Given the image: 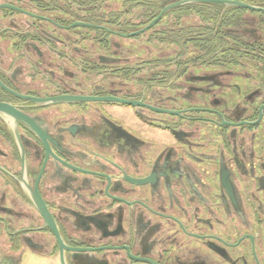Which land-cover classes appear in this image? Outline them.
<instances>
[{
    "label": "flooded vegetation",
    "instance_id": "1",
    "mask_svg": "<svg viewBox=\"0 0 264 264\" xmlns=\"http://www.w3.org/2000/svg\"><path fill=\"white\" fill-rule=\"evenodd\" d=\"M179 1L0 0V264H264V10Z\"/></svg>",
    "mask_w": 264,
    "mask_h": 264
},
{
    "label": "water",
    "instance_id": "2",
    "mask_svg": "<svg viewBox=\"0 0 264 264\" xmlns=\"http://www.w3.org/2000/svg\"><path fill=\"white\" fill-rule=\"evenodd\" d=\"M199 2H204V3H223L225 5H231V6H236V7H243V8H248V9H254V10H264V9H260L256 6H252L243 2H239V1H229V0H182L176 3H172L166 7H164V9L160 12V14L151 22L149 23L147 26H145L143 29H141L140 31L136 32V33H142L147 31L148 29H150L151 27H153L163 16V14L165 12H167L168 10L178 7V6H182L185 4H189V3H199ZM133 33V34H136ZM62 264H67L66 260L64 258V256L62 255Z\"/></svg>",
    "mask_w": 264,
    "mask_h": 264
},
{
    "label": "trees",
    "instance_id": "3",
    "mask_svg": "<svg viewBox=\"0 0 264 264\" xmlns=\"http://www.w3.org/2000/svg\"><path fill=\"white\" fill-rule=\"evenodd\" d=\"M165 2H159V0H157L156 2V6H155V15L153 17H155L157 15V13L159 12L160 10V5L161 4H164ZM199 5H192L191 7H187V9H197ZM153 18H149V20H151ZM193 37L195 36L194 34H192ZM212 54V50L211 49H206L204 50V54H203V57H207V56H210Z\"/></svg>",
    "mask_w": 264,
    "mask_h": 264
},
{
    "label": "rangeland",
    "instance_id": "4",
    "mask_svg": "<svg viewBox=\"0 0 264 264\" xmlns=\"http://www.w3.org/2000/svg\"><path fill=\"white\" fill-rule=\"evenodd\" d=\"M39 262V260L38 259H33V261L32 262H30L29 264H37Z\"/></svg>",
    "mask_w": 264,
    "mask_h": 264
}]
</instances>
